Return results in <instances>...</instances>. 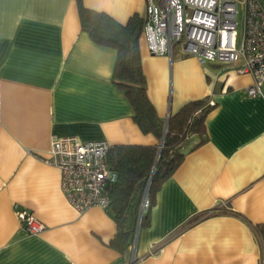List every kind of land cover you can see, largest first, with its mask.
I'll use <instances>...</instances> for the list:
<instances>
[{
    "label": "crops",
    "instance_id": "crops-1",
    "mask_svg": "<svg viewBox=\"0 0 264 264\" xmlns=\"http://www.w3.org/2000/svg\"><path fill=\"white\" fill-rule=\"evenodd\" d=\"M264 4V0H259ZM120 22L144 15L146 0H82ZM146 91L165 120L186 102L215 101L206 140L157 190L139 232V264H264V84L238 72L240 61L200 62L174 44L151 53L139 40ZM117 52L80 26L76 0H0V264H124L127 246L110 245L116 224L106 209H74L47 154L56 136L114 144H156L132 118L112 80ZM45 224L28 233L14 205Z\"/></svg>",
    "mask_w": 264,
    "mask_h": 264
},
{
    "label": "built area",
    "instance_id": "built-area-1",
    "mask_svg": "<svg viewBox=\"0 0 264 264\" xmlns=\"http://www.w3.org/2000/svg\"><path fill=\"white\" fill-rule=\"evenodd\" d=\"M143 19L142 32L151 53L171 55L174 44H179L184 54L194 55L200 62L240 61L237 71L250 73L254 79L247 92L260 91L264 84V4L259 0H146ZM209 103L215 101L209 99ZM109 147L106 139L83 140L68 134L54 137L47 154L39 156L57 167L62 194L78 212L92 206L106 209L109 205L107 186L116 179V171L107 162ZM149 206L146 186L124 264L140 263L138 237ZM14 212L28 233L37 234L45 227L32 209L15 204Z\"/></svg>",
    "mask_w": 264,
    "mask_h": 264
},
{
    "label": "trees",
    "instance_id": "trees-1",
    "mask_svg": "<svg viewBox=\"0 0 264 264\" xmlns=\"http://www.w3.org/2000/svg\"><path fill=\"white\" fill-rule=\"evenodd\" d=\"M80 26L98 44L116 50L113 82L124 92L132 107V118L143 132H152L156 144H114L107 152V162L116 171V179L107 186L110 197L106 211L116 224L110 245L122 250L132 237L144 188L148 187L150 206L141 225L149 223L150 207L162 182L181 163L183 148L194 136L196 146L206 140L205 116L210 110L209 97L193 99L181 106L167 120L161 117L146 91L139 40L143 33V16L134 13L120 22L105 11H99L76 0ZM264 237V224L254 226Z\"/></svg>",
    "mask_w": 264,
    "mask_h": 264
},
{
    "label": "rangeland",
    "instance_id": "rangeland-1",
    "mask_svg": "<svg viewBox=\"0 0 264 264\" xmlns=\"http://www.w3.org/2000/svg\"><path fill=\"white\" fill-rule=\"evenodd\" d=\"M238 28H239V30H241V28H242V14H241V12L239 13V18H238ZM205 62L206 63H212V62H220V61L213 59V60H206Z\"/></svg>",
    "mask_w": 264,
    "mask_h": 264
}]
</instances>
